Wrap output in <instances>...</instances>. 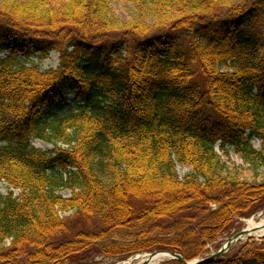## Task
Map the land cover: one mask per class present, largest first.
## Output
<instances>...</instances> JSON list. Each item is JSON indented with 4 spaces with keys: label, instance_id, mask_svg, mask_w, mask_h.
<instances>
[{
    "label": "trees",
    "instance_id": "obj_1",
    "mask_svg": "<svg viewBox=\"0 0 264 264\" xmlns=\"http://www.w3.org/2000/svg\"><path fill=\"white\" fill-rule=\"evenodd\" d=\"M128 1L0 0V264L191 262L264 202V0ZM202 264H264V238Z\"/></svg>",
    "mask_w": 264,
    "mask_h": 264
},
{
    "label": "rangeland",
    "instance_id": "obj_2",
    "mask_svg": "<svg viewBox=\"0 0 264 264\" xmlns=\"http://www.w3.org/2000/svg\"><path fill=\"white\" fill-rule=\"evenodd\" d=\"M115 8V13L116 15L122 17L123 19L127 20L131 15L135 13L134 7L131 3H129L128 0H123L122 3H116L114 5ZM22 62L30 65V66H38L42 70H48V69H56L59 66V54L56 52L51 53L50 57L46 60H40L39 57L34 56L30 59H22ZM74 96L69 95L68 100L71 102L73 100ZM60 106L59 104H57ZM49 110V107H45V111ZM64 110H67L65 107ZM32 144L45 151H49L53 149V145L42 142L40 140H32ZM254 146L256 148L260 147L259 141H254ZM222 158L225 160L228 164V167L231 169H236L238 175L241 178L247 179V180H253L254 178V173L253 171L249 168L247 164L236 154L231 152L230 154V159L227 158L226 156L223 155L222 153ZM190 169L187 166L183 165H178V173L179 175L183 178ZM263 169H260L259 173L262 174ZM10 187L8 186L7 183L0 182V198L7 196L10 193ZM15 194H18L17 190H14ZM61 194L64 197H70L71 192L69 190H62ZM259 209L254 211L249 217H242L238 218L236 222L234 223L232 229L228 234H226L224 237L220 238L214 245L209 246L207 253L205 254L204 258L211 256L212 254H215L218 250H220L225 242L232 238L233 236L237 235L238 233H241L243 230L247 229V220L254 219L255 221L259 222L261 220H264V202L260 204L258 207ZM64 216V215H63ZM68 216V215H66ZM70 225L74 229H81L82 224L80 223L79 218L75 217L70 221ZM262 241V237L257 238V237H245L241 238L238 242H236L230 249L231 252H235L245 246L246 244H259ZM1 247V243H0ZM160 253V252H159ZM149 253H141V254H136L126 260H120L118 261L117 259L113 258H107L103 257L101 255L96 256L95 262L99 264H143V259L145 256H148ZM174 259H163L157 263L154 264H170L173 262ZM152 264V263H151Z\"/></svg>",
    "mask_w": 264,
    "mask_h": 264
},
{
    "label": "bare ground",
    "instance_id": "obj_3",
    "mask_svg": "<svg viewBox=\"0 0 264 264\" xmlns=\"http://www.w3.org/2000/svg\"><path fill=\"white\" fill-rule=\"evenodd\" d=\"M247 229H246V234L243 235L242 237H239L238 240H233V244L238 242L241 238L245 237H264V220H261L259 222L255 221L254 219L247 220ZM227 244V241L225 242L224 245ZM172 256L169 253H155L153 255H148L145 256L143 259L144 262L148 263H157L163 259H171Z\"/></svg>",
    "mask_w": 264,
    "mask_h": 264
},
{
    "label": "water",
    "instance_id": "obj_4",
    "mask_svg": "<svg viewBox=\"0 0 264 264\" xmlns=\"http://www.w3.org/2000/svg\"><path fill=\"white\" fill-rule=\"evenodd\" d=\"M246 234V231H242L241 233L235 235L234 237L230 238L228 241H227V244L224 245L218 252H216L215 254H212L209 258L207 259H204L202 261H195L193 263H190V262H186L182 256L178 255V254H172L170 253V255L173 257V259H177L179 261H181L183 264H202V263H205L209 260H214L220 256H222L223 254H225L229 249L230 247L232 246L233 244V240H238L239 237H241L242 235H245ZM155 254V253H153ZM153 254H150V255H153ZM143 264H150L148 262H144Z\"/></svg>",
    "mask_w": 264,
    "mask_h": 264
}]
</instances>
